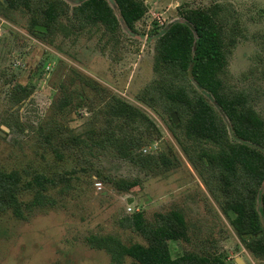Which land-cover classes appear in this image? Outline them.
Instances as JSON below:
<instances>
[{
	"label": "trees",
	"instance_id": "obj_1",
	"mask_svg": "<svg viewBox=\"0 0 264 264\" xmlns=\"http://www.w3.org/2000/svg\"><path fill=\"white\" fill-rule=\"evenodd\" d=\"M0 0V14L8 18L9 11L30 17V32L38 39L53 43L59 32L65 37L89 34L100 42L117 45L125 29L139 33L138 24L149 11L146 0H78L70 7L65 0ZM229 8L220 3L210 6H179L180 17L156 30L154 72L156 78L146 86L139 100L165 113L173 134L218 200L220 207L241 243L253 255L264 258V117L255 109L251 93L238 89L227 77L230 47ZM47 27V31L37 29ZM142 34V33H141ZM47 58L41 60L43 68ZM39 69V66L37 67ZM85 80L96 97L99 110L94 127L76 134L56 117L73 101H84L83 94H68L53 103L52 122L41 127L42 140L54 158L45 165L8 169L0 165V214H11L29 221L39 211L55 209L58 197L64 196L73 173L67 162L89 165L97 179L113 184L121 192H131L141 185L138 179L114 178L106 174L92 156L114 150L140 168H169L179 162L169 145L156 154H145L143 147L159 138L160 131L152 117L141 107L111 92L86 75ZM65 88V86H64ZM34 87L12 84L6 92L13 105L21 107L32 95ZM180 118L175 123L172 114ZM13 127L12 123H8ZM18 126L19 123H17ZM22 128V126H21ZM47 165V166H46ZM82 168H85L82 166ZM236 213L233 219L229 211ZM126 226L143 235L147 244H127L115 234L91 233L88 245L105 251L114 263L123 264H237L228 262L223 253L207 249L185 250L174 256L171 242L189 241V225L185 213L174 209L157 213L153 220L144 211L126 216Z\"/></svg>",
	"mask_w": 264,
	"mask_h": 264
},
{
	"label": "rangeland",
	"instance_id": "obj_2",
	"mask_svg": "<svg viewBox=\"0 0 264 264\" xmlns=\"http://www.w3.org/2000/svg\"><path fill=\"white\" fill-rule=\"evenodd\" d=\"M70 7L78 0H65ZM119 14L117 5L109 0ZM147 16L138 24L139 33L125 29L117 45L100 42L88 33L65 37L59 32L53 43L40 40L30 32V17L9 11L0 14V165L15 167L45 165L54 154L45 146L41 127L52 122L53 103L65 92L83 94L84 101L73 104L56 117L76 134L90 131L96 124L94 111L99 98L80 80L84 74L111 92L144 109L155 121L160 135L143 147L145 154L171 145L179 162L154 170L140 168L120 158L114 151L88 155L106 174L114 178L138 179L141 185L121 192L113 184L97 179L96 172L78 159L67 162L73 173L64 196L55 209L39 211L31 220L22 221L11 214H0V264H118L105 251L88 245L91 233L115 234L125 243L147 244L143 235L126 226V216L144 211L149 220L157 213L181 209L189 225V241H172L174 256L185 250L207 249L226 255L228 262L264 264L240 241L228 216L205 180L178 144L168 116L139 100L155 78L156 30L180 17L179 6H210L229 9L230 47L227 77L238 89L251 93L252 103L264 117V0H146ZM142 33V34H141ZM47 58L45 68L41 60ZM39 66V69L37 67ZM31 85L34 91L19 107L6 92L12 84ZM65 86V88H64ZM51 114V115H52ZM8 123H12L10 127ZM19 125L22 126H18ZM47 166V165H46ZM84 166L85 168H82ZM101 182V188L96 186ZM128 258L123 264H132ZM238 264V263H237Z\"/></svg>",
	"mask_w": 264,
	"mask_h": 264
},
{
	"label": "water",
	"instance_id": "obj_3",
	"mask_svg": "<svg viewBox=\"0 0 264 264\" xmlns=\"http://www.w3.org/2000/svg\"><path fill=\"white\" fill-rule=\"evenodd\" d=\"M3 1L5 2L6 5H8V1L7 0H3ZM37 29L42 30V31H47L48 30L46 26H42V25H37ZM172 118H173L175 123H179L180 122V118H179V116H178V114L176 112H174L172 114ZM229 214L231 215V217L233 219H235L236 216H237L236 213L233 210H230ZM237 263L238 264H245L241 257H238Z\"/></svg>",
	"mask_w": 264,
	"mask_h": 264
},
{
	"label": "built area",
	"instance_id": "obj_4",
	"mask_svg": "<svg viewBox=\"0 0 264 264\" xmlns=\"http://www.w3.org/2000/svg\"><path fill=\"white\" fill-rule=\"evenodd\" d=\"M96 186H97L98 188H101L102 183H101V182H97V183H96Z\"/></svg>",
	"mask_w": 264,
	"mask_h": 264
}]
</instances>
